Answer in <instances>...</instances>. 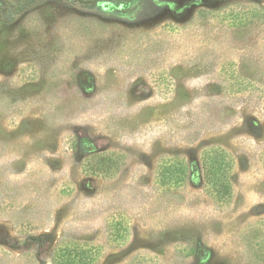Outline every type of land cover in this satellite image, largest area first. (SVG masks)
<instances>
[{
    "label": "rangeland",
    "instance_id": "1",
    "mask_svg": "<svg viewBox=\"0 0 264 264\" xmlns=\"http://www.w3.org/2000/svg\"><path fill=\"white\" fill-rule=\"evenodd\" d=\"M68 262L264 264V0H0V264Z\"/></svg>",
    "mask_w": 264,
    "mask_h": 264
},
{
    "label": "trees",
    "instance_id": "2",
    "mask_svg": "<svg viewBox=\"0 0 264 264\" xmlns=\"http://www.w3.org/2000/svg\"><path fill=\"white\" fill-rule=\"evenodd\" d=\"M214 156H212L213 158L212 157H210V158L206 157L204 159L205 166L208 168V170L204 172V180H205V183L208 186H211V188L214 190L215 198L223 199L225 197L223 191H224V189H226V186H225L226 182H225V180H221L222 177H220L219 168H218L216 162L213 160ZM163 176L164 175L161 174V177H163ZM166 179H167V177H164L165 182L167 181ZM218 188L221 189L223 194L221 193V191H217ZM68 264H72V263L68 262Z\"/></svg>",
    "mask_w": 264,
    "mask_h": 264
}]
</instances>
